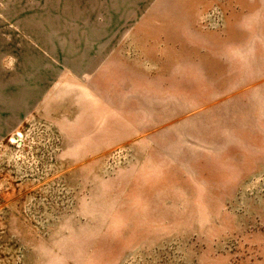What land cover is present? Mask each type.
I'll return each instance as SVG.
<instances>
[{
  "label": "rangeland",
  "instance_id": "374dc122",
  "mask_svg": "<svg viewBox=\"0 0 264 264\" xmlns=\"http://www.w3.org/2000/svg\"><path fill=\"white\" fill-rule=\"evenodd\" d=\"M0 264H264V0H0Z\"/></svg>",
  "mask_w": 264,
  "mask_h": 264
}]
</instances>
